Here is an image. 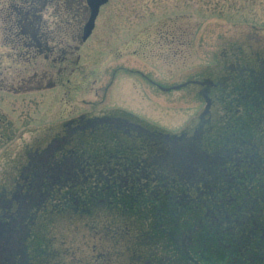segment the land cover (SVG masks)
Masks as SVG:
<instances>
[{"label":"flooded vegetation","instance_id":"flooded-vegetation-1","mask_svg":"<svg viewBox=\"0 0 264 264\" xmlns=\"http://www.w3.org/2000/svg\"><path fill=\"white\" fill-rule=\"evenodd\" d=\"M65 2L72 8L73 0ZM81 2L84 14L77 28L69 25L77 14H65L57 6L48 15L53 17L49 22L43 6L22 30L20 53L10 49L21 62L49 60L45 69L21 81H27L29 89L40 90L44 80L54 87L67 65L74 63L70 58L78 43L92 34L94 26L85 40L81 38L89 15L86 0ZM36 23L44 27H35ZM55 63L61 65L53 80L49 68ZM209 68L208 78H188L208 81L194 84L209 107L191 130L170 132L145 112L96 104L66 114L50 109L46 128L37 129L20 147L6 145L0 153V264H168L164 223V235L153 241L150 219L144 220V234L135 220L146 211L141 205H148L152 194L158 193L152 184L160 185L166 197L168 173L184 178L172 185L182 195H176L177 203L182 197H186L182 204L190 203L216 187L257 195L243 212L248 237L244 251L249 259L264 260V47L230 41ZM128 72L161 91L148 73ZM236 84L241 88L235 91ZM220 98L227 102L224 109ZM0 120H8L6 114L0 113ZM5 125L12 128V122ZM207 125L218 140L199 157V138ZM95 148L107 152L94 154ZM171 162L177 167L169 166ZM179 164H184L183 170ZM185 189L196 194L189 198ZM249 237L256 243L251 245Z\"/></svg>","mask_w":264,"mask_h":264},{"label":"rangeland","instance_id":"rangeland-1","mask_svg":"<svg viewBox=\"0 0 264 264\" xmlns=\"http://www.w3.org/2000/svg\"><path fill=\"white\" fill-rule=\"evenodd\" d=\"M7 3L0 0V10ZM53 10L48 5L43 12L49 22ZM1 16L0 113L6 114L12 128L0 120V141L8 142L0 144V153L6 145L20 147L37 129L46 128L53 113L49 110L56 108V113L66 114L100 104L145 112L170 132L191 130L205 107L199 87L163 92L128 70L148 73L169 87L192 76L208 78L204 70L230 41L264 47V0H108L90 37L72 52L74 63H64L68 67L60 75L56 67L61 64L49 68L53 80L59 75V82L53 87L44 80L43 87L34 90L21 81L45 69L49 60H16L4 40Z\"/></svg>","mask_w":264,"mask_h":264},{"label":"trees","instance_id":"trees-1","mask_svg":"<svg viewBox=\"0 0 264 264\" xmlns=\"http://www.w3.org/2000/svg\"><path fill=\"white\" fill-rule=\"evenodd\" d=\"M43 1L8 0L6 4L8 7L1 8L3 37L5 42L8 43L7 45L15 52L20 53L19 51L24 46L22 43L23 37L21 38L23 35L22 30L25 27L27 28L32 15L42 11L43 6L47 7L49 5L55 7V9L57 6H60V11L65 14L70 12L77 14L74 18H71L69 24L74 29L82 22L84 11L81 0H73L72 8L66 4L65 0H45L46 3ZM60 18L61 21L68 22L63 16ZM36 26L44 27L37 23L35 24ZM204 71V74H210L209 67ZM190 78L195 77L192 76ZM235 86V91L241 88V84H236ZM220 90L222 93L221 88ZM219 106L224 109L227 106L226 100L220 98ZM217 140L211 137L208 125L205 126L199 138V157H204L203 151L208 149V146L217 143ZM87 150L89 151V149ZM183 151L187 152L185 149ZM91 152L104 155L107 151L95 148ZM153 154L151 150V155ZM173 156L176 157L175 155ZM184 156L185 154L183 153L182 157ZM168 164L172 168L177 167L172 162ZM179 166H181L180 170H183L184 164H179ZM151 168L152 171H156L154 166ZM168 174L165 177L166 183H168V194L165 195L166 197L162 196L159 189L160 185L155 186L152 184V190L157 191V195L153 193L148 205H141V208L146 211H142L143 215L141 217H135V220L139 222L138 225L141 233L147 229L144 220L150 219V228L148 229H150V235L154 238L153 241H159L164 235L162 231L163 226L161 227V223H164V228L167 230L166 240L168 243L166 248L168 264H264V260L257 262L258 260L254 257L249 259L248 256L250 255L244 251L247 246L245 243L248 237L246 235L247 230L243 226L245 225L242 219L244 216L243 212L246 208L245 204L251 203L252 200L254 201L255 198H258L257 195L252 193V195L247 197L246 193H240L233 187L223 190L216 187L211 192H209V189L205 193H199V198L196 199V197L193 198L196 194L194 191H187L185 189L187 196L193 198L195 201H190V199V203L182 204L186 202V197H182V203H177L176 195L180 193L177 189L180 188L173 187L172 185L180 179L181 175ZM230 193L231 195H229ZM259 203L262 202L259 200ZM229 206H232V210L228 209ZM205 207H208L209 211H207V208L205 210ZM227 214L229 216H226ZM187 237L190 238V241ZM249 242L251 245L256 243L252 237H249ZM156 263L160 264L159 261Z\"/></svg>","mask_w":264,"mask_h":264},{"label":"water","instance_id":"water-1","mask_svg":"<svg viewBox=\"0 0 264 264\" xmlns=\"http://www.w3.org/2000/svg\"><path fill=\"white\" fill-rule=\"evenodd\" d=\"M107 2V0H86V4L89 7V15L87 20L85 21L83 28H82V40H85L89 34L91 33V30L94 26V20L97 16L99 7L102 4H105ZM199 84H208V81H203V82H196ZM185 84H181V85H177L174 87H171L172 89H178L181 86H184ZM164 90H169V88H166ZM206 108H208V101L206 103Z\"/></svg>","mask_w":264,"mask_h":264}]
</instances>
